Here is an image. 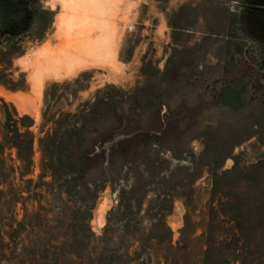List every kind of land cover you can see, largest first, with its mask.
I'll return each instance as SVG.
<instances>
[{
    "label": "rangeland",
    "instance_id": "374dc122",
    "mask_svg": "<svg viewBox=\"0 0 264 264\" xmlns=\"http://www.w3.org/2000/svg\"><path fill=\"white\" fill-rule=\"evenodd\" d=\"M23 1L28 25L0 35V134L12 117L33 155H0V264H201L205 243L264 264V51L242 0H114L108 54L78 66L60 0ZM57 125L63 145L127 139L53 177L37 140Z\"/></svg>",
    "mask_w": 264,
    "mask_h": 264
},
{
    "label": "trees",
    "instance_id": "16d2710c",
    "mask_svg": "<svg viewBox=\"0 0 264 264\" xmlns=\"http://www.w3.org/2000/svg\"><path fill=\"white\" fill-rule=\"evenodd\" d=\"M7 122H9V126L2 129L0 134V155L3 153V148L5 147L8 150L14 149L16 160L22 163L24 171L31 164L34 137L27 130L21 133L16 127L17 121L12 119V117L8 116ZM21 128L25 127L21 125ZM73 128L74 126L67 128L57 125L50 134L46 133L43 138L37 140L42 160L43 162H47V165L49 164V170L53 177L55 176V172L64 166L66 158L76 157V160H82L88 164L107 161L114 152H117L116 150L123 146L127 139V135L124 132L114 131L110 133L109 137L95 140L89 148H85L82 145L77 146L75 143H70V146L63 145L65 143L64 139L68 137V133ZM204 246L201 264H229L218 256L212 260L207 254V244L205 243Z\"/></svg>",
    "mask_w": 264,
    "mask_h": 264
},
{
    "label": "bare ground",
    "instance_id": "6f19581e",
    "mask_svg": "<svg viewBox=\"0 0 264 264\" xmlns=\"http://www.w3.org/2000/svg\"><path fill=\"white\" fill-rule=\"evenodd\" d=\"M60 3L63 13L60 16L59 26L62 39L66 43L65 48L58 52L63 53L68 62L74 63V66L77 62L80 65L79 61L104 59L115 33L111 29L112 18L110 15L104 17V9L109 3L110 6L116 5L114 0H60ZM93 31L102 33L98 40L92 39Z\"/></svg>",
    "mask_w": 264,
    "mask_h": 264
},
{
    "label": "flooded vegetation",
    "instance_id": "af4514ba",
    "mask_svg": "<svg viewBox=\"0 0 264 264\" xmlns=\"http://www.w3.org/2000/svg\"><path fill=\"white\" fill-rule=\"evenodd\" d=\"M30 8L23 0H0V35H18L28 25ZM241 30L264 51V0H242Z\"/></svg>",
    "mask_w": 264,
    "mask_h": 264
}]
</instances>
